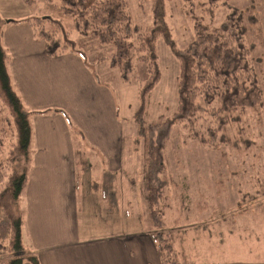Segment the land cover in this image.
Masks as SVG:
<instances>
[{
  "label": "rangeland",
  "instance_id": "rangeland-1",
  "mask_svg": "<svg viewBox=\"0 0 264 264\" xmlns=\"http://www.w3.org/2000/svg\"><path fill=\"white\" fill-rule=\"evenodd\" d=\"M127 1L133 23L142 26L152 24L153 0ZM223 1L220 0L214 12L210 13L206 12V0H165L166 21L174 45L184 48L195 37L190 11L198 15L205 24L218 27L230 11L222 4ZM229 1L242 7L247 13V41L252 46V59L256 64L264 94V0ZM3 2L9 11L12 10L7 17L20 20L22 17L34 16L37 32L44 27L49 33L62 38L65 34L64 27L67 37L76 42L80 54L98 81L110 88L125 127V150L128 147L131 152L125 151L127 160L123 169L116 173L112 171L116 177L114 174H104L102 168L94 165L97 177L101 175L98 186L91 178L95 172L93 167H90V160L85 161L87 163L79 162L81 168L85 166L84 169L88 164V168L79 175L84 180H90L86 182V193L89 189L91 192L101 189L108 192L114 204V192L116 193L117 188V193L124 196L121 198L131 201L130 209L135 211L132 212V218L135 219L136 225H140L134 228L145 229L148 225L152 228L141 186L145 149L144 138L139 133L138 111L141 105L140 90L147 76L144 62L136 60L135 73L132 74L130 82H124L121 79V70L111 64L115 53L113 44L101 43L94 35L84 36L79 33L75 26V15L65 12L58 0ZM55 20H60L62 24L54 23ZM156 46L162 72L159 81L151 89L141 114L145 124L172 116L178 105L180 68L177 57L165 37L161 36ZM226 114L234 116L226 122L222 130L227 137L223 142L211 145L204 143L183 125L176 123L165 146L169 185L165 191L168 209L163 217L166 221L164 229L179 253L180 260L183 258L182 254L186 257L196 256L200 262L204 260L201 258L207 255L216 256L225 250L232 253L231 248L239 247L240 242L246 244L249 251L241 249L237 253L238 256L264 261V103L256 109H237ZM72 128L80 131L74 126ZM78 149L81 152H78ZM77 152L78 157H93V152L87 149L84 141L77 144ZM20 165L26 166V162L21 160ZM101 215L103 218L104 215ZM116 220L121 221L119 217ZM110 231L114 232L112 229ZM250 231H253L250 235H239ZM92 232L96 233L97 230ZM29 245L26 237V252L32 255L33 249ZM206 249L209 251L206 252Z\"/></svg>",
  "mask_w": 264,
  "mask_h": 264
},
{
  "label": "trees",
  "instance_id": "trees-1",
  "mask_svg": "<svg viewBox=\"0 0 264 264\" xmlns=\"http://www.w3.org/2000/svg\"><path fill=\"white\" fill-rule=\"evenodd\" d=\"M58 1L65 12L75 15V26L79 33L94 35L101 43L113 44L115 53L111 64L121 70L122 81L130 82L136 70V60L145 64L147 76L140 90L141 105L138 111L139 133L144 138L145 149L142 192L151 220L150 230L154 231L151 236L162 261L179 264V253L164 229L166 221L163 217L168 209L165 191L169 185L165 146L176 123L183 125L204 143L223 142L227 137L222 130L234 116L226 112L256 109L264 103L263 87L252 59V46L247 41V13L242 7L224 0L222 4L230 11L218 27H211L190 11L195 37L184 48H178L174 45L166 21L165 0H153L154 20L149 26L133 23L127 0ZM219 2L206 0V12L213 13ZM191 5L194 6V3ZM30 20L35 28L34 16ZM6 22L0 12V167L7 171L5 182L0 184V264H40L36 255L26 252L24 213L20 208L33 167L32 117L38 110L25 104L13 83L9 70L12 56L3 41ZM56 22L62 24L60 20ZM36 29L37 37L45 42L47 54L58 56L69 50L79 51L76 42L67 37L64 27L62 38L49 33L44 27L40 32ZM161 36L173 47L180 68L178 105L172 116L145 124L141 114L162 72L156 46ZM21 160L26 162V166L20 165ZM105 174L114 173L109 170Z\"/></svg>",
  "mask_w": 264,
  "mask_h": 264
},
{
  "label": "crops",
  "instance_id": "crops-1",
  "mask_svg": "<svg viewBox=\"0 0 264 264\" xmlns=\"http://www.w3.org/2000/svg\"><path fill=\"white\" fill-rule=\"evenodd\" d=\"M11 11L0 0V12L8 20L3 41L12 56L10 74L25 104L38 110L32 117L33 167L20 204L23 234L33 253L40 264H168L160 257L150 226L134 228L140 225L132 218L131 201L116 192L113 206L101 189L86 193L89 179L79 175L88 168V164L81 168L79 162L90 160L96 175L91 178L98 186L101 175L97 177L94 165L104 174L120 172L127 160L125 151L131 152L128 147L125 150V127L110 88L98 81L79 51L47 54L31 17L13 20L7 17ZM78 139L93 157H78ZM6 176L7 171L0 167V184ZM119 230L124 231L116 232ZM250 233L253 231L239 235ZM244 248L249 251L239 242L231 254L225 250L202 257L200 262L196 256L182 254L179 264H264L238 256Z\"/></svg>",
  "mask_w": 264,
  "mask_h": 264
}]
</instances>
